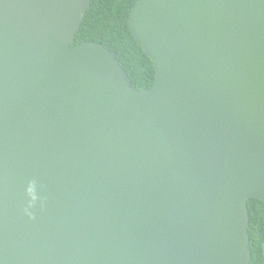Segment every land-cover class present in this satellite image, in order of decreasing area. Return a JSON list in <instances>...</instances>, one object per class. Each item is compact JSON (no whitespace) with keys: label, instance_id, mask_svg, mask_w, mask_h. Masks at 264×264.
I'll list each match as a JSON object with an SVG mask.
<instances>
[{"label":"water","instance_id":"obj_1","mask_svg":"<svg viewBox=\"0 0 264 264\" xmlns=\"http://www.w3.org/2000/svg\"><path fill=\"white\" fill-rule=\"evenodd\" d=\"M90 3L0 0V264H249L264 0H136L147 88L74 43Z\"/></svg>","mask_w":264,"mask_h":264},{"label":"trees","instance_id":"obj_2","mask_svg":"<svg viewBox=\"0 0 264 264\" xmlns=\"http://www.w3.org/2000/svg\"><path fill=\"white\" fill-rule=\"evenodd\" d=\"M136 0H91L74 43L83 40L105 44L114 51L130 83L147 88L153 80L152 60L131 36L127 17ZM249 216V264H263L261 242L264 239V202L255 198L246 201Z\"/></svg>","mask_w":264,"mask_h":264}]
</instances>
